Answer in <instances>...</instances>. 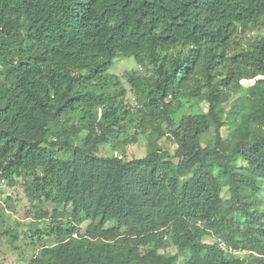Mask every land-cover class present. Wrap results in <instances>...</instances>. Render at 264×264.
Returning <instances> with one entry per match:
<instances>
[{
    "label": "trees",
    "instance_id": "obj_1",
    "mask_svg": "<svg viewBox=\"0 0 264 264\" xmlns=\"http://www.w3.org/2000/svg\"><path fill=\"white\" fill-rule=\"evenodd\" d=\"M20 181L62 207L29 264H264L217 244L264 254V0H0V184Z\"/></svg>",
    "mask_w": 264,
    "mask_h": 264
},
{
    "label": "rangeland",
    "instance_id": "obj_2",
    "mask_svg": "<svg viewBox=\"0 0 264 264\" xmlns=\"http://www.w3.org/2000/svg\"><path fill=\"white\" fill-rule=\"evenodd\" d=\"M138 67L133 58H117L108 70V74L120 77L124 88L126 89V101L131 106H136L134 94L130 86L123 78L126 71L137 70ZM242 84V81L240 82ZM246 86V84H244ZM198 109V108H195ZM188 112V107L183 109ZM200 111V109H198ZM202 110V108H201ZM203 110L205 108L203 107ZM162 149L173 151L174 146L166 140L159 142ZM146 154L144 140H138L127 146L113 149L109 145H105L98 150L100 157H120L126 161L135 158H143ZM227 188H223L221 197L226 198L228 195ZM264 197V193L263 196ZM263 209V207H261ZM47 213V218L42 222H35L33 213L35 211ZM62 207H58L50 202L34 201L31 202L26 197L23 189V182H19L17 186L10 187L7 182L0 184V264H29L31 258L36 254L41 246L54 245V239L47 236L49 225L54 211H61ZM71 208L68 207L65 213H69ZM67 220V216L64 218ZM34 225V226H33ZM87 222L80 226L83 232ZM36 230L42 233V239H37ZM8 231L9 234L6 232ZM31 236L34 239L27 238ZM13 237V238H12ZM12 238V239H11ZM211 242V241H208ZM34 249V251H33ZM168 252L175 253L174 248L168 249ZM145 264H160L157 257L148 260ZM180 264V261L177 262Z\"/></svg>",
    "mask_w": 264,
    "mask_h": 264
},
{
    "label": "built area",
    "instance_id": "obj_3",
    "mask_svg": "<svg viewBox=\"0 0 264 264\" xmlns=\"http://www.w3.org/2000/svg\"><path fill=\"white\" fill-rule=\"evenodd\" d=\"M219 250L230 256L239 259L240 261H244L249 257L257 258V259H264V254L258 253L256 251H249L246 249H236L232 246L226 244L224 241L218 240L217 241Z\"/></svg>",
    "mask_w": 264,
    "mask_h": 264
},
{
    "label": "water",
    "instance_id": "obj_4",
    "mask_svg": "<svg viewBox=\"0 0 264 264\" xmlns=\"http://www.w3.org/2000/svg\"><path fill=\"white\" fill-rule=\"evenodd\" d=\"M258 79H260V78H256V79H254V80L247 81L246 86H251V85H253V84L256 82V80H258Z\"/></svg>",
    "mask_w": 264,
    "mask_h": 264
}]
</instances>
